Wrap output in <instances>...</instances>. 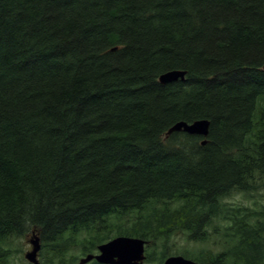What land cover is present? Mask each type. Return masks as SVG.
Masks as SVG:
<instances>
[{
    "label": "trees",
    "instance_id": "16d2710c",
    "mask_svg": "<svg viewBox=\"0 0 264 264\" xmlns=\"http://www.w3.org/2000/svg\"><path fill=\"white\" fill-rule=\"evenodd\" d=\"M263 66L264 0H0V264L31 232L41 264H264Z\"/></svg>",
    "mask_w": 264,
    "mask_h": 264
},
{
    "label": "water",
    "instance_id": "95a60500",
    "mask_svg": "<svg viewBox=\"0 0 264 264\" xmlns=\"http://www.w3.org/2000/svg\"><path fill=\"white\" fill-rule=\"evenodd\" d=\"M186 71L169 70L160 75L159 80L164 83L184 80ZM210 121L208 119H197L193 122L179 121L168 131H185L189 134L207 136L209 133ZM32 249L25 254L26 259L33 264H40L38 253L41 249V242L38 235L33 233L30 240ZM146 240L140 237L117 236L98 246L99 252L88 254L80 260V264L87 263L93 259L104 264H147L145 263ZM163 264H199L182 255H172L166 258Z\"/></svg>",
    "mask_w": 264,
    "mask_h": 264
},
{
    "label": "rangeland",
    "instance_id": "374dc122",
    "mask_svg": "<svg viewBox=\"0 0 264 264\" xmlns=\"http://www.w3.org/2000/svg\"><path fill=\"white\" fill-rule=\"evenodd\" d=\"M259 192H261V194L260 193H257L254 196V199H257L259 202H262L264 204V187L261 188V190ZM237 197H240V196H237ZM237 197H235L233 199H236ZM115 237H117V236H114V234H113V237L112 238H115ZM32 238H33V233L31 232L26 237L24 236L23 238H18V239H15L13 241V243L11 245V248L13 250L14 260H15V263L16 264H33V263L29 262L26 259V257H25V254L32 249V245L30 243V240ZM185 243H186L185 242V239H179L178 240L179 247L182 248V249L185 246ZM46 252H47V250H46ZM92 254H94V253H92ZM46 257H47V254L46 253L44 254L43 253V250L41 248V250H40V252L38 254V259L40 261V264H41V260H45ZM84 257H82V258H84ZM79 263H80V261H79Z\"/></svg>",
    "mask_w": 264,
    "mask_h": 264
},
{
    "label": "bare ground",
    "instance_id": "6f19581e",
    "mask_svg": "<svg viewBox=\"0 0 264 264\" xmlns=\"http://www.w3.org/2000/svg\"><path fill=\"white\" fill-rule=\"evenodd\" d=\"M263 69H264V66H263ZM185 79V78H184ZM160 81V80H159ZM161 82V81H160ZM161 83H163V84H165L164 82H161ZM169 83V82H168ZM180 121H184V120H180ZM179 122V121H178ZM177 123V122H176ZM173 126V125H172ZM171 126V127H172ZM170 127V128H171ZM210 127V126H209ZM169 131V130H168ZM173 132H179V131H173ZM173 132H171V133H173ZM185 132V131H184ZM171 133H168L167 132V134L169 135V134H171ZM187 133V132H186ZM209 134V133H208ZM194 135V134H193ZM199 136H201V135H199ZM208 136V135H207ZM207 136H203L205 139L203 140V143H206V141H207ZM33 233H35V232H33ZM36 234V233H35ZM37 235V234H36ZM121 236H123V235H121ZM131 237V236H130ZM31 243V242H30ZM32 245V244H31ZM41 250V249H40ZM40 252V251H39ZM39 254V253H38ZM94 260V259H93ZM90 262V261H89ZM88 263V262H87ZM100 263V262H99ZM85 264V263H84ZM104 264V263H103Z\"/></svg>",
    "mask_w": 264,
    "mask_h": 264
}]
</instances>
